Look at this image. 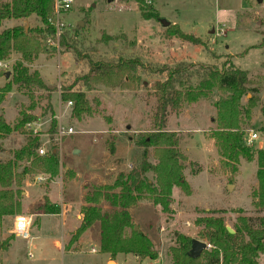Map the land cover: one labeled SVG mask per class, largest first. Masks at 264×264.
I'll list each match as a JSON object with an SVG mask.
<instances>
[{
	"label": "rangeland",
	"instance_id": "rangeland-1",
	"mask_svg": "<svg viewBox=\"0 0 264 264\" xmlns=\"http://www.w3.org/2000/svg\"><path fill=\"white\" fill-rule=\"evenodd\" d=\"M124 1L122 8H114L108 0H77L72 11L63 17L70 26L60 36L66 33L73 38L67 47L61 45L60 36L46 34L40 39L41 53L32 62L23 61L20 53L13 52L5 61L9 68L0 70V90L11 80L13 68L19 61L31 72L38 71L44 83L52 89L50 92L36 90L31 100L26 91L14 86L0 105V116L11 127L18 121L21 111L38 119L27 125L26 130L33 135L40 134V148L45 154L53 151L60 163L56 188L50 196L59 207L62 199L63 205H73L67 215L37 217L38 207L44 204V193L51 189L47 183L49 176L33 169L20 188V198L16 197L21 203V213L1 220L0 264H105L106 256L99 250V234L95 228L85 234L81 244L68 247L74 233L70 232L74 225L71 220H74L75 206L82 203L84 186L93 190L101 186L97 185L100 182L112 183L105 172L131 170L135 163L134 138L154 128L153 117L158 105L154 90L156 77L144 75L136 87L127 89H111L101 84L80 88L78 83L73 90H67L88 72L85 54L115 57L118 52L132 53L140 56L144 66H151L154 70L166 66L173 70L177 65L190 63L219 67L220 70L230 65L240 67L248 72L253 82L250 88L255 90L243 97V105L246 106L253 96L257 98L251 119L243 118L244 142L247 144L249 136L256 133L258 139L249 146L264 149V67L261 65L264 5L256 0H156L152 6L136 0ZM149 7L158 13L160 20L142 16V9L146 11ZM162 19L206 40L210 51L205 46L170 37L167 29L171 26L164 27ZM16 26L29 30L42 27V24L35 17L11 20L3 23L0 32ZM106 36L111 39L102 41ZM77 53L81 56L78 57ZM4 72H10V77L3 75ZM74 91L85 94L94 110L93 115L73 118L74 105L64 100V94ZM215 100L216 96L212 95L209 99L186 104L179 114L168 119L167 129L178 133L180 150L188 158L185 178L192 195L187 196L175 187L172 214L163 213L149 200H142L141 205L133 210L134 220L144 231L157 237L161 254L157 260L139 258L138 264H171L170 249L176 245L179 233L204 241L199 238L200 228L195 224L199 217H222L227 228L232 230L240 216H247L253 227L260 226L264 211L253 205V191L258 186L256 161L241 159L237 163H228L220 155L213 138ZM54 121L57 124L53 130ZM60 128H73L75 133L61 135ZM28 136L16 131L1 138L0 160H11L13 152L26 144ZM110 143L115 146L114 155L110 154ZM149 159L156 163L152 154ZM28 166V163H22L18 172ZM147 177L153 182L152 173ZM61 180L66 182L64 193ZM13 189L17 190V187ZM25 191L27 195L23 194ZM18 216L31 219L30 241H22L14 234ZM92 248L97 252H91ZM258 264H264V253L259 256Z\"/></svg>",
	"mask_w": 264,
	"mask_h": 264
},
{
	"label": "trees",
	"instance_id": "trees-1",
	"mask_svg": "<svg viewBox=\"0 0 264 264\" xmlns=\"http://www.w3.org/2000/svg\"><path fill=\"white\" fill-rule=\"evenodd\" d=\"M51 14L52 0H0V27L7 21L31 17L42 24V27L29 30L24 26L2 30L0 61L7 60L13 52L20 53L25 62H32L37 58L42 50L40 39L46 34H55V29L48 20ZM142 16L145 19L160 20L152 7L146 11L142 9ZM167 32L170 37H177L195 46H205L210 51L206 40L188 34L178 26H171ZM104 38L111 39L106 36L102 41ZM60 41L62 46L67 47L73 38L63 33ZM77 56L80 57L81 53H77ZM85 57L88 72L75 80L67 90H73L78 83L80 88L87 87L88 84H101L111 89L133 88L146 75L156 77L154 90L158 105L152 131L140 133L134 138L135 163L131 170L126 174L120 173L113 184L97 186L86 195V206L81 208L80 225L73 233L68 247L77 243L88 229L99 223L100 252L110 259L116 260L119 255H133L143 260L158 259L159 255L150 238L140 229L135 230L136 225L129 210L139 201L149 200L163 213L172 214L171 201L175 187L180 188L187 196L192 195L191 186L185 178L188 158L180 150L178 133L169 131L167 123L169 117L179 114L184 105L209 99L212 95L216 96V128L213 138L218 151L228 163H237L241 159L256 161L258 186L253 191V205L264 211V149L245 144V132L242 128L243 118L251 119L252 110L257 104L256 96L246 106L242 103L244 96L255 91L250 88L253 82L247 71L235 65L220 70L219 67L192 63L177 65L173 70L168 66L154 70L151 66H144L140 56L124 52H118L115 57H97L93 54H85ZM261 65L264 67V52ZM3 75L6 76L7 72ZM14 86L26 91L31 100L34 99L36 90L52 91L39 72H31L22 61L16 63L11 80L1 88L0 105ZM64 100L73 103V118L81 119L82 116L94 114L92 106L81 91L64 94ZM37 121V118L21 111L18 121L11 127L0 116V139L16 131L29 135L26 144L13 152L11 160H0V223L4 217L21 213V203L16 197L20 198V188L33 169H39L48 175L47 183L60 173L58 156L53 151L39 155L40 134L33 135L26 130L27 125ZM56 124L54 121L53 130ZM109 151L111 155L115 154L114 144H109ZM150 154L156 160L155 164L150 161ZM24 162L29 166L18 172ZM149 173L153 175V182L147 177ZM14 186L17 190L13 189ZM102 202L107 204L109 211H103ZM37 213L58 214L60 208L45 196L44 204L38 207ZM195 224L200 228L199 238L211 244L213 249L204 250L198 258H191L192 238L179 233L176 245L170 249L171 264H258L259 256L264 253V217L260 219V226L257 228L252 226L247 216L238 217L233 226L234 233L228 231L222 217H199Z\"/></svg>",
	"mask_w": 264,
	"mask_h": 264
},
{
	"label": "built area",
	"instance_id": "built-area-1",
	"mask_svg": "<svg viewBox=\"0 0 264 264\" xmlns=\"http://www.w3.org/2000/svg\"><path fill=\"white\" fill-rule=\"evenodd\" d=\"M77 0H52V14L49 16V23L54 27L55 29V35L57 37L60 36V34L65 30L68 29L70 24H66L63 20V17L65 14L72 11L76 4ZM133 1V0H128ZM135 1V0H134ZM141 1L142 3L152 6L156 0H136ZM108 3L110 6L114 8H122L123 4L126 2L124 0H108ZM67 25V26H66ZM224 27V26H223ZM223 30V29H221ZM61 37V36H60ZM50 42V40H48ZM6 61V60H5ZM5 61H0V70H6L9 68V64ZM69 105H73L72 102L68 103ZM74 129L73 128H60V134L70 136L73 135ZM258 139V135L256 133H252L249 138L247 139L246 143L247 145H251ZM39 155H45V150L43 148H40L38 150ZM31 219L25 216H18L16 219V228L14 231V234L17 238H19L22 241H30L31 238ZM206 243V250H212L213 246L207 242ZM93 253H96L95 249H92ZM32 256V255H31Z\"/></svg>",
	"mask_w": 264,
	"mask_h": 264
},
{
	"label": "crops",
	"instance_id": "crops-1",
	"mask_svg": "<svg viewBox=\"0 0 264 264\" xmlns=\"http://www.w3.org/2000/svg\"><path fill=\"white\" fill-rule=\"evenodd\" d=\"M75 153H78V151H75ZM1 159V158H0ZM110 171V170H109ZM120 173H128V172H105V175L107 176V177H110L111 178V182L112 183H114L115 182V180H116V178H117V176L120 174ZM76 177H77V174H76ZM76 177H74V178H76ZM56 178V177H55ZM54 178V180H52L51 182H50V184H49V192L48 193H44V196H43V199L45 198V196H47L48 198H49V200L50 201H52L51 203L53 204V205H55V206H57V205H59V203H57L56 201H55V199H53V197H51L50 196V194H51V192L54 190V188H56V183H57V181H58V178L57 179H55ZM74 178H72V179H74ZM71 180V179H70ZM62 181V190H63V193H64V188H63V186H64V183H66V182H64L63 180H61ZM68 182V181H67ZM105 182V181H104ZM112 183H103V182H100L99 184H97V185H102V184H112ZM88 185V184H87ZM96 185V186H97ZM67 187V186H66ZM90 187V186H89ZM66 190H67V192L69 193V187H67L66 188ZM92 191V189L90 190V188L88 189V188H86L85 189V186H84V193H83V198H82V203H80L79 204V206H75V211H74V213H73V217H74V220H71L72 221V223L74 224L73 225V227H72V229L70 230V232H75V230L79 227V225H80V222H81V219H82V214H81V208L83 207V206H86V202H85V197H86V195L89 193V192H91ZM23 194H25V195H27V192L25 191V192H23ZM70 194V193H69ZM72 199V198H71ZM63 199L60 201L61 203H60V207L59 208H61L62 210H60V212L61 213H58V214H38L37 212H36V216L37 217H40L41 219H42V216H49V215H64V214H66L67 215V213L69 212V209L70 208H72V203H71V206H68V205H63ZM141 202L142 201H139L138 203H137V205L136 206H134V207H132L129 211H130V214H131V217H132V220H133V222L137 225V226H140L139 225V223L137 222V221H135L134 220V218H133V210L135 209V208H137V207H139L140 205H141ZM102 208H103V211H109V209H108V206H107V204L105 203V202H102ZM79 207H80V211H78V209H79ZM93 228H95L96 229V232H98V234H99V242H98V246H99V250H100V224L99 223H96V224H94L90 229H88L87 230V232L86 233H89V231L90 230H92ZM142 232H144L150 239H151V241H152V243H153V245H154V248L157 250V252L159 253V256L161 255L160 254V252L158 251V250H160V247H159V249H158V245H157V239H155V238H157L155 235H152L151 233H149V232H147V231H144L143 230V228L140 226V228H139ZM85 233V234H86ZM85 234L80 238V240L77 242V243H75L74 245H73V247H75V246H77V245H79V244H81V242H82V239H83V237L85 236ZM55 243H56V241H55ZM92 249H94V248H92ZM92 249H91V252H92ZM96 250V249H95ZM96 252H97V250H96ZM104 256H106V259H105V264H109L111 261H110V257L108 256V255H105L104 254ZM138 257H136V256H133V255H119L118 257H117V259H116V261L114 262V261H112V262H114L115 264H138ZM146 260H149V259H146ZM145 260V261H146ZM144 261V260H143ZM143 261H141V262H143Z\"/></svg>",
	"mask_w": 264,
	"mask_h": 264
},
{
	"label": "water",
	"instance_id": "water-1",
	"mask_svg": "<svg viewBox=\"0 0 264 264\" xmlns=\"http://www.w3.org/2000/svg\"><path fill=\"white\" fill-rule=\"evenodd\" d=\"M258 3L260 4H263L264 5V0H256ZM162 22V25L166 28L170 27L171 26V23L170 22H167L166 20L162 19L161 20ZM80 26H83V23H80ZM11 75L10 72H7V75L6 77L9 78ZM228 231L230 233H234V230L230 229V228H227ZM135 230L138 231L139 230V227L136 226L135 227ZM204 250H206V243L204 241H201V240H198V239H192V250L190 252V257L191 258H198L201 256V254L204 252ZM110 263H113L112 261ZM109 263V264H110Z\"/></svg>",
	"mask_w": 264,
	"mask_h": 264
},
{
	"label": "bare ground",
	"instance_id": "bare-ground-1",
	"mask_svg": "<svg viewBox=\"0 0 264 264\" xmlns=\"http://www.w3.org/2000/svg\"><path fill=\"white\" fill-rule=\"evenodd\" d=\"M110 264H115V263L113 262V263H110Z\"/></svg>",
	"mask_w": 264,
	"mask_h": 264
}]
</instances>
